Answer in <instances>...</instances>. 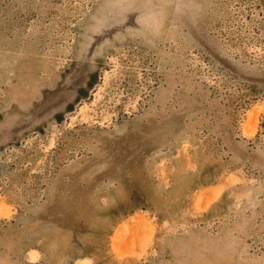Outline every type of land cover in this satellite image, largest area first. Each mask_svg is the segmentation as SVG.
Masks as SVG:
<instances>
[{"label": "rangeland", "instance_id": "374dc122", "mask_svg": "<svg viewBox=\"0 0 264 264\" xmlns=\"http://www.w3.org/2000/svg\"><path fill=\"white\" fill-rule=\"evenodd\" d=\"M0 264H264V0H0Z\"/></svg>", "mask_w": 264, "mask_h": 264}]
</instances>
